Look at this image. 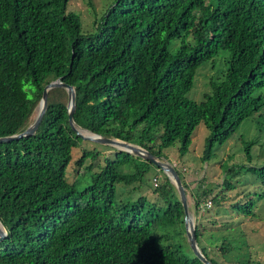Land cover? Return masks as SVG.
Listing matches in <instances>:
<instances>
[{"label":"trees","instance_id":"1","mask_svg":"<svg viewBox=\"0 0 264 264\" xmlns=\"http://www.w3.org/2000/svg\"><path fill=\"white\" fill-rule=\"evenodd\" d=\"M68 2L0 0V136L27 126L43 87L58 77L75 87L78 125L157 156L176 140L183 156L199 123L209 131L202 161L246 119L264 132V0H111L88 34ZM219 52L224 67L201 100L189 98L197 70L214 66ZM66 99L65 89H53L35 135L0 143V264H203L188 245L168 177L156 167L163 180L153 179L145 194L154 165L77 136ZM240 140L251 161L255 140ZM221 169L224 190L236 188L232 177L240 171L255 179L227 207L226 195L211 188L192 195L196 209L208 197L213 204L195 223L198 246L213 264H224L210 254L215 240L222 257L258 264L248 242L232 241L233 220L209 245L202 238L219 227L209 216L254 215L264 196V159ZM130 185L123 196L121 187ZM244 247L250 253L236 256Z\"/></svg>","mask_w":264,"mask_h":264},{"label":"rangeland","instance_id":"2","mask_svg":"<svg viewBox=\"0 0 264 264\" xmlns=\"http://www.w3.org/2000/svg\"><path fill=\"white\" fill-rule=\"evenodd\" d=\"M110 1L111 0H69L67 8L79 14L81 20V30L83 33L88 34L95 31V20H99L100 16L107 8L108 2ZM177 43V40L173 41L170 48L174 49ZM222 55L223 53L219 52L218 56L215 57L216 60L214 62V66L211 62H207L197 70L194 78V85L187 93L189 98L199 101L202 99L204 92L209 90V80L211 77L217 76L220 69L224 67L221 58ZM24 88L25 90H28L29 88H32V86L25 85ZM27 94L29 97L31 96L30 91H28ZM208 134L209 131L204 124L199 123L191 135V142L189 144L188 151L183 156L179 155L178 147L180 143L178 140L174 141L172 145L162 150L163 158L176 166V170L179 171L183 178L182 182L186 187L185 190L187 194L188 211L192 216L194 224L197 222L200 214L202 215L206 208L213 205L212 203L210 206L207 205L208 200H210V197H208L207 201L203 202L199 209H196L192 195L197 192L199 187H204V189L211 188L210 190L212 191V194L218 193L219 196L226 195L222 204L227 207L232 199L239 197L243 194V191L246 192L249 188H251L250 182H254L255 178L253 174L247 171H240L232 177V180L235 181L236 188L234 190H224L221 186L224 178V172L221 169V165L223 163L227 162L229 166L235 165L240 167L241 165L259 164L264 159V132H260L258 130L257 125L253 120H244L233 136L226 142L222 144L216 142L213 145L212 157L209 160L202 161L201 156ZM241 135L246 140H255V144L251 148V161L246 159L243 145L240 140ZM93 146L94 145L88 144L89 148ZM76 149L77 148H75V150ZM99 150H105V148L99 147ZM77 154L78 153H76V156ZM104 154L105 153L103 151L97 157L98 161L96 162L103 160ZM157 171L156 167H151L143 179V185H145L143 192L147 195H149V190L153 186V179L157 178L158 182L163 180L162 174ZM162 173L165 174L164 172ZM253 186L254 184L252 187ZM131 187L132 185L121 187L122 195L128 196L127 194L130 193L129 191ZM135 196L136 195H133V197ZM222 206L220 207V210L222 209ZM209 211L211 212V210ZM208 220H217L219 222V227L218 229H211L209 232L212 234L211 237H209V233H207L202 238L205 243L208 244L209 240H215L214 238L221 236V232H219V230L224 228L220 227V225L228 223L229 220H233L234 224H232V230L230 229V231L234 232L236 237L234 236L235 238H232V241L234 243L238 242V246L243 245V242L245 244L248 242L251 247L249 250L252 252V256H256L258 264H264V196L257 198L255 213L253 216H236V213L222 216V214L218 213L213 216H209ZM227 232H229V230H227ZM230 234L232 235L231 232ZM215 241L214 244L208 245L210 246V254H213L218 262L224 264H239L236 261L235 255L231 254L228 258H224L220 255V253L216 252L217 250L214 249L215 245L219 244L220 241ZM250 251L244 247L243 250L236 252L235 254L236 256H238V253L240 256H246L250 253Z\"/></svg>","mask_w":264,"mask_h":264},{"label":"water","instance_id":"3","mask_svg":"<svg viewBox=\"0 0 264 264\" xmlns=\"http://www.w3.org/2000/svg\"><path fill=\"white\" fill-rule=\"evenodd\" d=\"M55 88H63L66 91L67 119L69 126L71 127V129H73V131L77 136H79L83 140H89L92 142H96L102 145L115 148L120 151L130 153L136 157L148 161L149 163H151L152 165H154L155 167H157L158 169H160L162 172L165 173V175L168 177L170 182L175 186L179 195V200L183 207V211H184L183 228H185L186 239L189 247L191 248L193 254L203 264H213L209 259H207L204 256L200 247L198 246L195 236V228H194L195 224L193 222L191 214L188 211L187 194H186L185 186L180 176L178 175L177 170H175V166L171 164L169 161H167L165 158H163V156H157L151 153L146 148L142 147L141 145L126 140H122L119 138L101 135L78 125L73 118L74 117L73 112H75V103H76L75 87L71 84L62 81L60 77L51 80L43 87L41 97L32 111L27 126L19 132L10 135L0 136V143L10 142L13 140H18L23 137L35 135L47 111L48 94L50 91H52ZM81 131H85L88 134H83ZM4 229L5 228L0 222V240L4 238V236L6 235V231Z\"/></svg>","mask_w":264,"mask_h":264},{"label":"built area","instance_id":"4","mask_svg":"<svg viewBox=\"0 0 264 264\" xmlns=\"http://www.w3.org/2000/svg\"><path fill=\"white\" fill-rule=\"evenodd\" d=\"M155 183H156V181H155ZM210 204H211V202H210V201H208V202H207V205H208V206H210Z\"/></svg>","mask_w":264,"mask_h":264},{"label":"bare ground","instance_id":"5","mask_svg":"<svg viewBox=\"0 0 264 264\" xmlns=\"http://www.w3.org/2000/svg\"><path fill=\"white\" fill-rule=\"evenodd\" d=\"M33 119V118H32ZM83 134H88L87 132H85V131H81Z\"/></svg>","mask_w":264,"mask_h":264}]
</instances>
